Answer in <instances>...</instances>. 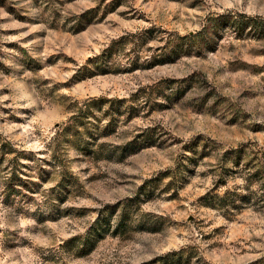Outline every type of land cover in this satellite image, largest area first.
I'll return each mask as SVG.
<instances>
[{
  "label": "rangeland",
  "instance_id": "rangeland-1",
  "mask_svg": "<svg viewBox=\"0 0 264 264\" xmlns=\"http://www.w3.org/2000/svg\"><path fill=\"white\" fill-rule=\"evenodd\" d=\"M227 12L264 0H0V264L264 257V28Z\"/></svg>",
  "mask_w": 264,
  "mask_h": 264
},
{
  "label": "trees",
  "instance_id": "trees-1",
  "mask_svg": "<svg viewBox=\"0 0 264 264\" xmlns=\"http://www.w3.org/2000/svg\"><path fill=\"white\" fill-rule=\"evenodd\" d=\"M233 27L234 29L243 30L245 28H264V20L260 19L257 20L255 17L245 16L243 14H236V13H221L216 16H213L210 18L209 21V31H212L213 34L217 33L222 27ZM259 28V29H260ZM204 37V36H201ZM101 227H97L93 230L91 235H99L100 234ZM250 264H264V257L256 260L253 263Z\"/></svg>",
  "mask_w": 264,
  "mask_h": 264
}]
</instances>
